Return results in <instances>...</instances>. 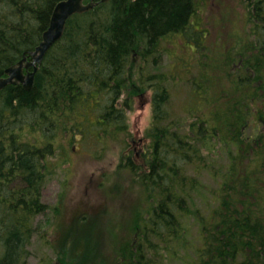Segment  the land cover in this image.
I'll use <instances>...</instances> for the list:
<instances>
[{
	"label": "trees",
	"instance_id": "16d2710c",
	"mask_svg": "<svg viewBox=\"0 0 264 264\" xmlns=\"http://www.w3.org/2000/svg\"><path fill=\"white\" fill-rule=\"evenodd\" d=\"M59 1L0 0V77L25 53L30 59L29 53L41 41L53 7ZM96 1L92 9L68 18L61 39L40 63L30 90L21 84H7L0 90V264H28V246L36 230L34 220L47 209L42 201V189L52 172L50 160L56 153L57 137L77 134L87 137L89 132L93 137H101L92 129L112 121L124 130L126 111L134 106L131 89L134 77L140 82L135 86L137 90L140 87L151 90L152 108V119L146 129L150 137L148 146L141 148L138 163L134 159L125 163L131 171L138 170V181L150 195L148 205L137 209V239L142 238V243L147 242L144 237L147 231L155 236L165 233L171 246L186 233L178 225L177 216L181 210L190 212L191 195L199 184L195 172L203 167L199 162H206L208 168L202 148L210 152L206 142L221 138L214 122L219 109L215 108L214 112L211 109L212 117H205L196 101L207 97L208 88L202 82L210 79L216 84L220 82L221 75L212 68L229 67L226 75L230 83L242 88L233 95L244 104L228 112L231 119L221 126L223 137L233 142L235 152H254L258 142L264 150V82L260 80L262 74L255 70L257 64L264 68V0H240L248 25L245 44L248 53L239 54L240 50L236 56L233 54L231 65L225 56L219 64L217 60L206 63V52L201 51L205 48L206 32L201 28L191 29L203 0ZM182 34L185 43L201 58L194 63L173 61L170 72H150L148 64L155 68L167 50L162 41ZM137 56L140 66L133 75L129 64ZM196 64L205 69L200 68L195 74ZM177 81L190 85L183 92L189 105L188 118L178 115L171 107L170 88ZM222 89L218 86L212 96L218 97L217 91ZM246 110L259 116V123L254 122L257 136L247 139L244 129L253 121L242 129L243 120L252 115ZM190 118L193 120L189 122ZM85 123L89 129H85ZM226 184L221 177L214 206L202 222V229L211 232L202 237L208 245L198 248L196 264H248L246 259L235 261L245 246L255 247V255L259 251L264 255L263 222L257 212L238 207L236 198L228 199ZM253 185L250 179L248 191ZM87 231L80 233L79 241L70 249L77 251L84 244V251H78L79 257L75 259L71 257L69 264L80 260L88 264L95 248ZM136 243V239L131 242L119 264L148 263L143 247ZM258 262L264 261L254 263Z\"/></svg>",
	"mask_w": 264,
	"mask_h": 264
},
{
	"label": "rangeland",
	"instance_id": "374dc122",
	"mask_svg": "<svg viewBox=\"0 0 264 264\" xmlns=\"http://www.w3.org/2000/svg\"><path fill=\"white\" fill-rule=\"evenodd\" d=\"M193 22L192 30L201 28L203 33L206 32L205 48L201 49L206 52V63L217 60L219 64L225 56L228 58L227 63L231 65L233 54L236 56L240 50L239 54L248 53L245 45L248 40V25L240 0H203ZM185 42V34L164 39L162 44L167 50L161 54L160 64L155 68L148 64V70L170 72L173 61H180V64L186 60L193 63L198 61L201 57L195 55L192 46ZM257 65L255 70L262 74L260 80L264 82V68ZM139 66V57L129 64L133 75L137 73L136 68ZM144 66L147 69L146 64ZM198 66L199 64L194 66L195 74H198L200 68L205 69V66ZM212 69L221 75L220 82L216 84L212 79L202 82L208 88L207 97L196 101L205 117H212L211 109L213 112L215 108L219 109L214 122L219 127L221 138L206 142L211 147L210 152L205 147L202 148L205 153L203 157L209 162L208 168L206 169V162H199L203 167L195 172L199 184L196 193L191 195L192 210H181L177 216L178 225L184 227L186 233L179 236L172 246L171 240L166 239L162 232L155 236L153 232L147 231L144 236L147 242L144 243L141 242L142 238L137 239V209H144L148 205L150 195L148 196L146 186L138 181V170L131 171L126 164L133 162L132 159L138 163L141 148L148 146L150 137L146 135V129L152 119V108L151 90L144 87L137 90L135 86H139L140 82L134 77L131 80L134 106L126 111L127 125L124 130L116 127L112 121V124L92 129L101 137H93L90 132L87 137L79 134L74 135L75 138L73 135L57 137L56 153L50 160L52 172L42 189V201L47 204V209L34 220L36 230L28 246V264H69L71 257H79L78 251L85 249H82L84 244L81 247L76 244L77 251L70 250L79 241L80 233L85 230H89L86 233L89 232L92 240L90 243L95 248L88 264H119L121 256L125 257L129 245L135 239L136 244L143 247L147 264H196L198 248L208 245L202 237L210 235L211 231L206 232V228L203 230L202 222L209 214L207 211L214 206L221 177L227 181L224 189L229 193L228 199L236 198L238 207L257 212L264 224V150L260 149L261 143L258 142V149L254 152H235L237 148L233 146V142H227V137H223L221 126L224 127L231 119L228 112L239 104H244L239 103L238 97L233 95V92L242 88L241 85L238 87L230 83V77L226 75L229 67ZM189 86L184 81H177L170 88L173 92L171 107L184 118L190 116L187 112L189 105L183 95ZM218 86L223 89L217 91L220 92L217 93L218 97L212 96L213 90ZM246 112L251 113L250 110ZM251 114L249 119L243 120L245 125L242 129L253 121L250 127L244 129L245 139L258 134L254 127V122L259 123L258 113ZM91 120L93 123L95 118ZM192 120L193 118L188 119L189 122ZM85 129H89L88 123H85ZM218 149L221 152H217ZM250 179L254 185L248 191ZM240 188L243 190L241 193ZM184 204L185 201L181 203ZM255 252V247L245 246L235 261L246 259L248 264H255L257 260L264 261V255L260 251L255 255ZM211 258L215 256L212 255ZM72 264H82V261H74Z\"/></svg>",
	"mask_w": 264,
	"mask_h": 264
},
{
	"label": "water",
	"instance_id": "95a60500",
	"mask_svg": "<svg viewBox=\"0 0 264 264\" xmlns=\"http://www.w3.org/2000/svg\"><path fill=\"white\" fill-rule=\"evenodd\" d=\"M108 0H101L105 2ZM98 2L96 0H61L53 7L49 24L42 33V39L36 48L31 51L32 61L24 63L25 56L17 64L11 65L4 70L7 74L0 77V89L7 84H21L25 89L30 90L33 87L35 73L46 54V52L61 39L68 18L75 13H82L92 9ZM32 66L26 74L23 73V67Z\"/></svg>",
	"mask_w": 264,
	"mask_h": 264
},
{
	"label": "bare ground",
	"instance_id": "6f19581e",
	"mask_svg": "<svg viewBox=\"0 0 264 264\" xmlns=\"http://www.w3.org/2000/svg\"><path fill=\"white\" fill-rule=\"evenodd\" d=\"M60 1H61V0H60ZM100 1H101V0H100ZM105 2H106V1H105ZM72 15H73V14H72ZM35 48H36V47H35ZM32 51H33V50H32ZM30 53H31V52H30ZM30 53H29V54H30ZM25 54H26V53H25ZM25 54H24V56H25L24 63H29V62H31V61H32V56H31V54H30V59H28L27 55H25ZM22 59H23V57H22L20 60H22ZM20 60H19V61H20ZM19 61H18V62H19ZM18 62H16L15 64H17ZM13 65H14V64H13ZM37 65H38V68H39V65H40V64H37ZM30 68H32V66H29L28 68L23 67V70H22L23 73L26 74V73L30 70ZM37 70H38V69H37ZM5 76H7V74L4 75V76H1V77H5ZM1 89H2V88H1ZM1 89H0V90H1Z\"/></svg>",
	"mask_w": 264,
	"mask_h": 264
},
{
	"label": "clouds",
	"instance_id": "9594fccd",
	"mask_svg": "<svg viewBox=\"0 0 264 264\" xmlns=\"http://www.w3.org/2000/svg\"><path fill=\"white\" fill-rule=\"evenodd\" d=\"M146 111H147V109H146Z\"/></svg>",
	"mask_w": 264,
	"mask_h": 264
}]
</instances>
